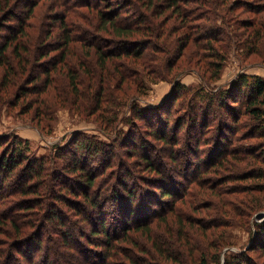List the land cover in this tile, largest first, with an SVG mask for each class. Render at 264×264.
<instances>
[{"label": "trees", "instance_id": "16d2710c", "mask_svg": "<svg viewBox=\"0 0 264 264\" xmlns=\"http://www.w3.org/2000/svg\"><path fill=\"white\" fill-rule=\"evenodd\" d=\"M242 6L252 15L235 19ZM212 15L227 25L210 21ZM234 35L236 47L245 46V59L264 63V0H0V113L4 104L56 97L64 87L73 99L41 102L93 115L105 136L78 131L63 145L53 144L54 154L40 156L18 136H0V264H219L220 236L207 234L206 227L203 241L182 233L185 224L178 226L173 212L188 195L178 188L184 184L194 186L195 199L205 190L216 193L214 202L221 203L210 228L260 208L264 78L239 72L223 88L209 86L206 77L218 78ZM195 69L202 81L195 88L177 80ZM165 76L173 77L162 103L137 104L132 116L126 115L130 106L122 112L121 121L133 128L148 116L146 136L138 132L136 142L123 127H111L113 106L138 93L145 77ZM172 89L176 98L183 94L173 111ZM181 107L186 111L171 118ZM227 109L231 121L222 120ZM241 115L245 121L238 124ZM159 122L172 125L163 129ZM243 127L247 132H239ZM213 128L214 145L200 158L199 145L209 142ZM143 139L156 142L151 153L142 148ZM180 144L182 170L151 156L163 145L174 164ZM117 145L127 146L126 160L115 152ZM192 150L197 159H188ZM207 173L214 175L200 176ZM262 220L256 223L260 238L232 251L223 264H264Z\"/></svg>", "mask_w": 264, "mask_h": 264}, {"label": "rangeland", "instance_id": "374dc122", "mask_svg": "<svg viewBox=\"0 0 264 264\" xmlns=\"http://www.w3.org/2000/svg\"><path fill=\"white\" fill-rule=\"evenodd\" d=\"M245 1V0H241ZM245 7L242 6V8L237 9V11L234 13L235 19L237 18H242V17H250L252 14L249 12H243ZM242 11V12H240ZM213 12V11H212ZM215 13V12H214ZM208 14V13H207ZM211 15V14H209ZM221 22V24L227 25V22L225 23L223 18L221 17H216V15H212V20L210 21H216V22ZM204 23V21H202ZM208 22V21H206ZM230 29L233 30V27L231 26ZM180 32V30H178ZM176 34V33H175ZM175 36V35H174ZM177 36V34H176ZM239 38V36L237 37ZM173 36H171L168 40L167 43L170 44V47H173L175 44H177L175 41H172ZM242 39V38H241ZM240 38L238 42L242 41ZM234 40V41H233ZM236 36L234 35V38L231 40L232 46L229 47V50L227 51L226 54V61L224 65L221 67V69L218 72V78L214 79V77L210 74L207 73V79L210 78V84L209 86L211 87H216V86H221V87H226V82L234 79L239 72H244L247 75H253L257 74L260 75L264 78V63L261 62L262 60L259 58H255L253 56H249L247 59L244 58L243 54V48L245 46H239L236 47ZM172 41V42H171ZM175 43V44H174ZM240 45V44H239ZM177 51V50H176ZM264 54V53H263ZM163 55V54H162ZM210 59V58H209ZM207 59V60H209ZM255 62V63H254ZM214 68V66H213ZM166 70V69H165ZM213 72V70H212ZM144 76V75H143ZM173 76H165L162 78H156L152 79L150 77H145V82L140 85L138 88V93L134 94L132 97L128 99V102L125 103V99H121V103L119 102L113 106V111L112 114L116 116L115 121L112 124V128L114 129L119 125V128L123 127L125 129L124 135H126L127 138L135 136L136 142L139 141V137L141 136L140 134H137L140 132L142 135L146 136L145 134V126L147 125V120H150L147 116V120L145 119H137L136 120V125L135 128H133L129 123L126 124L124 120L121 121L122 117L125 116L122 114V112L128 108L129 110L127 111L126 115L132 116L134 106L137 104L140 106H151L150 104L152 102L157 103L161 102L162 100L165 99V97L170 93V86H171V78ZM150 78V79H148ZM180 83H183L187 86L194 87L199 85L201 81L199 74H197V70H188L187 72L183 73L180 75V77L177 79ZM88 80H86L83 85H81L82 89H88ZM62 84V83H60ZM60 90H56L54 93L56 97L48 96L47 98H43V95L39 97V100H36L35 102H28L22 101L23 99L20 100V102L17 105H10V104H4L2 107V111L0 113V136L4 133H12L19 138L23 140V142H27V146L29 148V152L35 153L37 156L40 155H49V153L52 155L54 154L53 149L51 146H54L55 144H60L63 145L64 143L68 142L72 138V136L78 132V131H84L86 133H97L105 138L103 135L102 129L99 128V124L97 121H94V116H89L87 113H81L76 110H74L72 107H70L68 104L63 105V103H56L52 107L50 105L47 106L42 100H46L50 102L53 99H73L71 95H68L69 93L66 92V89L64 87L59 88ZM173 92L172 96L170 97V100H173L176 98L175 96L177 95V89L174 90L172 89ZM181 93V90H180ZM174 96V97H173ZM183 94L178 96L174 102L175 106L172 109L175 110L178 107L177 103H180L183 99ZM173 97V98H172ZM172 98V99H171ZM263 99V98H262ZM228 103H230L232 107L236 112L238 111V104L234 105L232 103L231 99L229 98ZM26 103V104H24ZM28 103V104H27ZM167 99L166 101L163 102V105H167ZM32 106L30 111H27L28 106ZM40 105V106H39ZM39 106V107H38ZM132 106V108H131ZM242 109H244L242 107ZM186 111V107H181L180 110H177L176 114H172L171 118L177 115H181ZM232 111L228 110L222 115V120L225 121L229 120L231 121V114ZM235 113V112H233ZM174 120V119H173ZM221 120V122H222ZM245 121L244 116H240V119L238 121V124L241 122ZM220 122V121H219ZM220 122V123H221ZM217 123V122H215ZM233 123V122H232ZM234 124V123H233ZM172 123L168 122L167 128L165 127V124L163 122H159L157 124V127H161L163 129H169L171 127ZM213 125V123L211 124ZM42 126V127H41ZM111 130L112 136H114V132ZM118 129V128H117ZM135 129V131L133 130ZM248 128L243 127L240 128L239 132H247ZM133 131V132H132ZM214 128L211 130L210 138L208 143H202L199 145V149L201 151L200 158L205 157V152L208 150H211L214 143H213V133H214ZM184 132V130H183ZM213 132V133H212ZM208 135V134H207ZM125 137V138H126ZM151 138V137H150ZM251 139L246 140L250 142ZM256 140V139H255ZM254 140V141H255ZM153 142L152 146L156 143L154 140H151ZM9 143V142H8ZM54 144V145H53ZM141 146L143 149L152 150V146L150 144L146 143L145 140H141ZM127 146H123V148L120 147V145H117L114 150L117 152V154L120 156L121 160H126V157L124 155V152L126 151ZM177 148L181 151L180 155L176 156V161H174V164L172 163V159L168 157V149L165 148V146L161 145L156 146V149L152 153V158H156L158 156L160 160L164 161L166 164H168L170 167L181 168V164L177 163L179 160L182 159L183 153H184V148L183 144H180L177 146ZM183 150V151H182ZM151 153V152H150ZM188 154V159L189 158H196L197 156L195 155L194 151H186ZM185 154V156H187ZM97 157V156H95ZM119 158V159H120ZM117 160V157L114 158ZM170 159V160H169ZM62 160L57 159L58 165L56 167H60V162ZM94 164V162H92ZM184 165L182 166V168ZM249 167V166H248ZM181 168V170H182ZM191 169L189 168V171L184 172L186 177H190L191 174ZM249 169V168H248ZM213 173H207L205 176L200 175L201 177H213ZM250 182V181H249ZM194 186H186V184L183 185V187H178L180 189V193H183L184 188L185 191H187L186 195L183 200H179L175 203V210H174V221L179 220L177 222L178 226H182L185 224V227L182 231L189 232V236L196 237L199 236V241H203V232L204 228H207V234H213L216 233L218 236H220L217 240H220L222 243L221 247V253H220V261L219 264H223L227 256L234 251L239 250H245L247 249L251 244H253L256 239L258 240L259 235H257V224L258 222L263 221L264 219V193H260V208H258L255 213L251 214L248 218L246 216L243 217H234L228 225L225 226H218L217 228H210V215L213 213V211L216 210V206H218V203L221 202H214L216 199V193H213V195H209V190H205L206 195L204 197H198V199L193 198L192 194L195 193L193 188ZM199 186H197L198 188ZM191 195V197H189ZM253 194H249L246 198L254 202ZM219 198V197H218ZM192 201V202H190ZM217 204V205H216ZM219 208H223L222 206H219ZM170 217V216H169ZM47 230V229H46ZM161 230L165 231L167 230L166 225L161 226ZM183 238V237H182ZM215 238V237H214ZM214 238L211 237V240H214ZM216 239V238H215ZM199 243V242H198ZM249 251V250H248ZM64 258V257H63ZM82 260H84V257H82Z\"/></svg>", "mask_w": 264, "mask_h": 264}]
</instances>
